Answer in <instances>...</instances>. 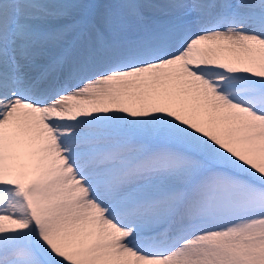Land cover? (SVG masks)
Returning a JSON list of instances; mask_svg holds the SVG:
<instances>
[{
	"label": "snow or ice",
	"instance_id": "1",
	"mask_svg": "<svg viewBox=\"0 0 264 264\" xmlns=\"http://www.w3.org/2000/svg\"><path fill=\"white\" fill-rule=\"evenodd\" d=\"M0 264H264V0H0Z\"/></svg>",
	"mask_w": 264,
	"mask_h": 264
}]
</instances>
